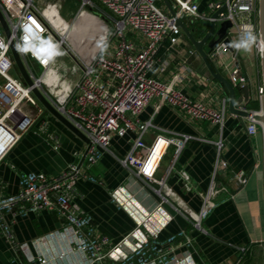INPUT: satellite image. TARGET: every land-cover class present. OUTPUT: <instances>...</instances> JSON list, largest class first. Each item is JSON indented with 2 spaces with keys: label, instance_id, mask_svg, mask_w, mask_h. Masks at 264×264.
Listing matches in <instances>:
<instances>
[{
  "label": "crops",
  "instance_id": "1",
  "mask_svg": "<svg viewBox=\"0 0 264 264\" xmlns=\"http://www.w3.org/2000/svg\"><path fill=\"white\" fill-rule=\"evenodd\" d=\"M194 1L202 11L209 12L208 4L214 0ZM159 2L169 12L164 0ZM85 12L88 15L84 22L89 25L91 18V24L87 27L82 24L78 32L95 35L98 39L92 42L78 39L80 33L76 32L71 36L72 43L83 54L93 53L100 46L105 54L112 57L116 38L105 45L110 30L101 28L103 23L97 17L101 13ZM190 22L193 23L185 20L188 27ZM129 36L138 48L146 43L141 35L129 33ZM230 39L233 50L228 49L212 57L213 49L207 48L211 60L216 69L229 79L232 71L239 69L240 76L245 78L244 84H250L251 95L250 101L240 107L259 109L258 88L264 85L261 56L237 32H230ZM234 51H238L236 60L232 57ZM34 65L36 71L40 66ZM61 75L65 76V73ZM149 75L217 110L225 106L224 127L210 121L195 120L183 110L154 98L140 118L151 119L155 126L190 134L194 138L186 144L175 163L174 148L171 147L158 168L157 181L149 182L121 162L129 151L134 133L123 137L114 135L109 149H100L101 157L91 164L86 155L88 143L43 108L40 118L20 133L18 140L0 159V195L17 193L22 177L27 173L44 172L55 176L68 164L78 163L86 177L77 180L74 202L89 220V227L99 235L110 237L108 264H116L118 259L130 254L146 239H155L162 252L168 254L167 264H263L262 132L256 136L247 133L246 118L229 108L227 87L213 77L186 34L176 45H171L166 39L158 46ZM77 76L67 79L68 84ZM243 86L235 85L237 96L243 95ZM60 88V96L64 97L69 85L66 89ZM28 107L36 111L33 106ZM41 120L46 122L43 129ZM157 130L152 127L147 132L145 140L148 143L154 139ZM221 139L224 140L221 159L226 166L220 164L216 170L217 142ZM239 171L245 172V182L241 184L236 178ZM214 172L215 184L225 190L217 194L215 208L203 220L204 232L195 226L194 215L202 206ZM3 219L14 239L11 241L0 234V264H30L31 260L39 258L46 259L42 264H89L88 254L75 247L77 237L73 228L56 211L32 212L16 208L5 211ZM127 235H130L128 240L115 250L111 249Z\"/></svg>",
  "mask_w": 264,
  "mask_h": 264
},
{
  "label": "built area",
  "instance_id": "2",
  "mask_svg": "<svg viewBox=\"0 0 264 264\" xmlns=\"http://www.w3.org/2000/svg\"><path fill=\"white\" fill-rule=\"evenodd\" d=\"M79 2L82 10L101 13L97 14L104 26L101 28L105 31L110 30L104 44L111 42L113 38L117 40L112 57L105 54L100 46L93 53L82 57L67 43V37L60 34V28L52 16L47 15V9H42L35 0H0V9L11 31V36L7 37L0 24V76L3 80L0 82V132L6 127L14 130L8 144L0 151V159L18 140L20 133L40 118L44 108L32 94L31 88L24 84L20 74L14 76L9 72L11 68L17 69L10 47L13 39L30 74L49 100L90 139L86 155L91 164L101 157L100 149H109L114 135L123 137L134 133L129 151L121 162L145 180L157 181L156 173L168 150L174 148L175 163L194 136L155 126L151 119L142 120L140 118L142 111L154 98L183 110L195 120L217 123L221 128L226 122L225 106L217 110L200 100L191 99L174 86L149 75L155 64L158 46L166 39L171 45H176L185 34L176 22L177 17L184 21L229 20L232 22V28L228 31L229 38L230 32H237L261 55L263 42L259 33V0H214L208 4L209 12L202 11L198 2L194 0H174L172 5L176 16L163 9L159 5V0H79ZM98 3L106 9H101ZM224 5L226 8L214 17L213 13ZM129 33L141 35L146 42L145 45L138 48ZM49 40H54L55 43L48 46ZM62 48L75 61L73 73L75 76L78 75L64 97L60 96L62 90L60 86L52 89L49 83L43 81L48 71L54 68L57 54ZM226 50L228 45L220 41L211 56L220 55ZM232 57L236 60L238 51H234ZM35 63L42 68L41 74H36ZM62 73L59 71L58 80L66 89L69 78L67 74L66 77L62 76ZM230 80L234 85L239 83L244 85L245 82V78L240 76L239 69L232 71ZM63 82L67 84L64 85ZM263 94L264 85L258 88L259 98ZM28 105L33 106L36 111H32ZM245 109L251 110V114L246 117V131L250 136H256L258 132H262V124L253 116L259 109L247 107ZM40 123L41 128H45L46 122L41 120ZM152 127L158 130L154 139L148 143L145 135ZM217 146L216 170L220 164L226 166V162L221 159L224 140L217 142ZM80 177H86V174L78 163L68 164L55 176L44 172L25 174L17 193L0 195V234L6 235L11 241L14 239L9 225L3 219L5 211H13L16 208L32 212L54 210L73 228L77 237L75 247L88 254L89 264H108L106 260L111 257L110 250L107 249L110 237L106 234L99 235L89 227V220L80 206L74 202L77 195L76 183ZM236 178L240 184L244 183L245 172L239 171ZM215 180L216 172L199 212L194 215L195 226L204 232L206 230L202 222L215 208L217 194L225 190L222 186L218 187ZM129 236H125L111 249L118 248L129 239ZM154 237H157V234ZM162 251L155 239L153 241L146 239L130 254L118 259L116 264L148 262L167 264L168 254ZM44 262L46 259L39 258L29 263Z\"/></svg>",
  "mask_w": 264,
  "mask_h": 264
},
{
  "label": "water",
  "instance_id": "3",
  "mask_svg": "<svg viewBox=\"0 0 264 264\" xmlns=\"http://www.w3.org/2000/svg\"><path fill=\"white\" fill-rule=\"evenodd\" d=\"M166 3L168 10L172 16H176V11L173 8L171 0H164ZM226 8L224 5L222 8L218 9L213 13V16L216 17L221 11ZM177 24L182 27L186 36L190 39L192 44L195 46L196 50L202 57L204 63L207 68L213 75L215 79H217L221 84L227 87L229 91V108L230 110L243 117H248L251 114V110L245 109V107H240L241 104H247L250 101V84H244L243 86V95L237 96L236 87L231 82V80L222 74L219 70L216 69L212 60L209 57V52L207 48L214 49L216 45L219 44L220 41H224L228 45V49L233 50V46L231 44V39L229 38L228 31L232 28V22L227 20L223 22H216L215 20L211 21L209 24V29L206 34L202 38H197L194 36L190 28L187 26L185 21L179 17L176 20ZM0 24L2 25L5 34L7 37L11 36V31L8 26V23L4 17L0 9ZM259 33L261 40L263 42V49L261 53V67H262V79L264 84V0H259ZM11 52L13 58L15 60L16 67L18 72L23 79L24 84L31 88L32 94L36 97L39 103L44 107L47 112H50L56 118H58L63 124H65L70 130H72L77 136L82 138L88 144L90 143V139L80 130L78 129L65 115H63L49 100L46 96L45 92L40 88L39 84L34 80L32 75L30 74L28 67L26 66L21 53L18 49V46L15 40H11L10 43ZM261 114H254V118L260 121L262 124V134L264 138V94L259 98V110Z\"/></svg>",
  "mask_w": 264,
  "mask_h": 264
},
{
  "label": "rangeland",
  "instance_id": "4",
  "mask_svg": "<svg viewBox=\"0 0 264 264\" xmlns=\"http://www.w3.org/2000/svg\"><path fill=\"white\" fill-rule=\"evenodd\" d=\"M35 2L38 5H40L42 9H47L48 11L46 12L47 15L52 16V19L55 20V24L57 25L58 28H60L59 30L60 34L65 37L68 36L69 32L73 29L75 24L76 27L74 28L72 34L78 32L79 28H82L83 26L82 24H85L84 27L90 26L91 24V20H92L91 18L89 19V23H90L89 25H87L88 22L87 23L86 21L84 22L88 14L86 12L83 13V11L85 10L81 9L79 0H35ZM159 5L163 7L161 2H159ZM71 36H70V40H71ZM93 36L95 35L92 34L82 35V33H80L78 34L79 37L78 39H84L86 41L89 40V42L91 40L95 41L98 39L96 38V36L92 38ZM47 43L48 46H52L55 43V41L49 40V42ZM67 43L70 45L69 41H67ZM72 45L75 46L74 43H72ZM74 65H75V61L73 60V58L68 54V52L65 49L62 48L57 54V60L55 61L54 68L52 67V69L48 71V73L44 78V81L49 83L50 86L59 85L60 87H62L60 80H58V78L60 79L59 69H61L65 73V75L67 74V77L71 79L74 75L73 73ZM36 71H35L36 74H41L42 73L41 67H38ZM9 72L14 76H19V72L16 68L9 69ZM2 81H3L2 77L0 76V82ZM63 84L65 85L67 83L63 82ZM67 87L68 86L66 85V88ZM262 261H263L262 263L264 264V259H262Z\"/></svg>",
  "mask_w": 264,
  "mask_h": 264
},
{
  "label": "bare ground",
  "instance_id": "5",
  "mask_svg": "<svg viewBox=\"0 0 264 264\" xmlns=\"http://www.w3.org/2000/svg\"><path fill=\"white\" fill-rule=\"evenodd\" d=\"M75 26H76V24L74 25L73 29L69 32V34L67 36V41L70 42V45L72 46V48L77 53L82 55L83 53H81L77 47L73 46L72 41L70 40V36H71L72 31L74 30ZM87 54H89V53L83 54L82 57H86ZM44 78H43V81H44ZM71 82H73V81H71ZM71 82L69 84V88H70ZM15 112H17V111H15ZM18 113H20V112L18 111ZM256 114H261V112H257ZM12 133H14V131L12 129H9L8 127L2 129V131L0 132V151H1V149H3L8 144V142L10 141V139L13 135Z\"/></svg>",
  "mask_w": 264,
  "mask_h": 264
},
{
  "label": "trees",
  "instance_id": "6",
  "mask_svg": "<svg viewBox=\"0 0 264 264\" xmlns=\"http://www.w3.org/2000/svg\"><path fill=\"white\" fill-rule=\"evenodd\" d=\"M101 9L105 10L106 8L99 4ZM193 23H188L189 24V28L192 31V33L194 34V36L198 37H203L207 30L209 29V21L207 20H196V21H192ZM35 66V65H34ZM239 86H241V84L239 83Z\"/></svg>",
  "mask_w": 264,
  "mask_h": 264
},
{
  "label": "clouds",
  "instance_id": "7",
  "mask_svg": "<svg viewBox=\"0 0 264 264\" xmlns=\"http://www.w3.org/2000/svg\"><path fill=\"white\" fill-rule=\"evenodd\" d=\"M239 46V45H238Z\"/></svg>",
  "mask_w": 264,
  "mask_h": 264
}]
</instances>
